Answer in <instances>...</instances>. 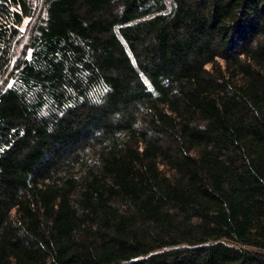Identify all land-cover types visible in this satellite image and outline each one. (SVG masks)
<instances>
[{
    "label": "trees",
    "instance_id": "obj_1",
    "mask_svg": "<svg viewBox=\"0 0 264 264\" xmlns=\"http://www.w3.org/2000/svg\"><path fill=\"white\" fill-rule=\"evenodd\" d=\"M0 264H264V0H0Z\"/></svg>",
    "mask_w": 264,
    "mask_h": 264
},
{
    "label": "rangeland",
    "instance_id": "obj_2",
    "mask_svg": "<svg viewBox=\"0 0 264 264\" xmlns=\"http://www.w3.org/2000/svg\"><path fill=\"white\" fill-rule=\"evenodd\" d=\"M27 23H28V19H24L23 24L21 26V30L22 31L24 30V28H25V26H26Z\"/></svg>",
    "mask_w": 264,
    "mask_h": 264
},
{
    "label": "snow or ice",
    "instance_id": "obj_3",
    "mask_svg": "<svg viewBox=\"0 0 264 264\" xmlns=\"http://www.w3.org/2000/svg\"><path fill=\"white\" fill-rule=\"evenodd\" d=\"M9 87H11V85H9Z\"/></svg>",
    "mask_w": 264,
    "mask_h": 264
}]
</instances>
